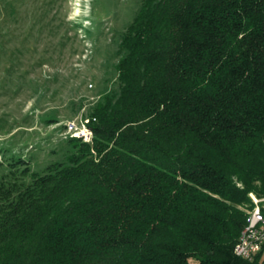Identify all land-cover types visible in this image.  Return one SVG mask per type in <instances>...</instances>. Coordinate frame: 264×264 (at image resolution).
Returning <instances> with one entry per match:
<instances>
[{"label": "trees", "instance_id": "obj_1", "mask_svg": "<svg viewBox=\"0 0 264 264\" xmlns=\"http://www.w3.org/2000/svg\"><path fill=\"white\" fill-rule=\"evenodd\" d=\"M119 55L91 143L0 171V264H263L234 246L264 198V0H146Z\"/></svg>", "mask_w": 264, "mask_h": 264}, {"label": "rangeland", "instance_id": "obj_2", "mask_svg": "<svg viewBox=\"0 0 264 264\" xmlns=\"http://www.w3.org/2000/svg\"><path fill=\"white\" fill-rule=\"evenodd\" d=\"M145 2L0 0V171L12 157L38 172L67 161L70 127L121 95L120 46Z\"/></svg>", "mask_w": 264, "mask_h": 264}, {"label": "built area", "instance_id": "obj_3", "mask_svg": "<svg viewBox=\"0 0 264 264\" xmlns=\"http://www.w3.org/2000/svg\"><path fill=\"white\" fill-rule=\"evenodd\" d=\"M88 125L89 120L83 121V130L80 131L74 124L70 127V136L81 138L85 143H89L85 136L93 132ZM250 196L253 199L254 207L248 211L247 224L234 246V251L241 259L252 262L264 250V198H259L254 194Z\"/></svg>", "mask_w": 264, "mask_h": 264}, {"label": "crops", "instance_id": "obj_4", "mask_svg": "<svg viewBox=\"0 0 264 264\" xmlns=\"http://www.w3.org/2000/svg\"><path fill=\"white\" fill-rule=\"evenodd\" d=\"M261 262L264 264V250H263V252L261 253Z\"/></svg>", "mask_w": 264, "mask_h": 264}]
</instances>
